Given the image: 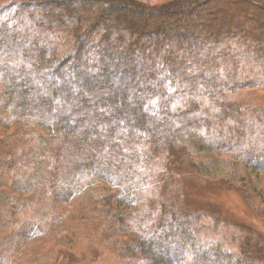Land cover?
I'll return each mask as SVG.
<instances>
[{"label":"trees","instance_id":"obj_1","mask_svg":"<svg viewBox=\"0 0 264 264\" xmlns=\"http://www.w3.org/2000/svg\"><path fill=\"white\" fill-rule=\"evenodd\" d=\"M222 1L153 7L135 0H36L0 9V176L13 191L0 190L4 264L42 230L16 225L29 196L47 212L49 196L51 203L85 191L102 197L98 182L116 190L114 200L101 204L104 217L115 221L109 226L124 222V232L142 236L132 257L136 250L153 264H185L186 255L192 264H213L218 256L260 263L251 259L248 241L205 255L222 230L217 239L199 236L194 213L166 201L162 207L151 201L147 219L142 210L125 214L155 199L156 182L177 175L173 157L200 179L239 181L250 198L252 177L263 179L264 150L252 142L257 110L238 93L264 88V23L233 14ZM231 1L264 11L263 3ZM225 150L233 162L220 158ZM49 258L44 254L40 263L53 264ZM56 260L68 256L59 252Z\"/></svg>","mask_w":264,"mask_h":264},{"label":"rangeland","instance_id":"obj_2","mask_svg":"<svg viewBox=\"0 0 264 264\" xmlns=\"http://www.w3.org/2000/svg\"><path fill=\"white\" fill-rule=\"evenodd\" d=\"M135 1L147 6L161 7L178 0ZM35 2L36 0H0V9L12 5H17L18 8L19 6H29ZM231 2V0H223L221 6L229 8L230 12L237 14L239 17L246 12L249 18L258 19L264 23V11L261 12L252 7L249 10L242 5H232ZM252 2L258 7L262 3L264 5V0H252ZM240 92L241 95L238 93V96L244 99V103L249 107L253 103L254 108L257 110L254 113L256 137L253 138L252 142L264 150V88L252 89L245 87ZM246 139L250 140L249 137ZM252 142L250 141L249 145ZM219 155L225 161L233 162L234 160V155L229 150L222 151ZM173 158L171 167L174 165L177 175L171 177L165 185H162L160 181L156 182L151 186L155 193V197L152 198L155 199L147 200L139 204L138 207L129 208L125 214L142 210L145 215L144 217L142 214V218L147 219L152 204L151 201H156L155 204L158 207H162L164 201H166L168 204L174 205V208L178 211L194 213L191 218L195 221L198 220L196 230L200 234H198L199 236H209L211 239H217L219 231L222 230V240L216 242L212 239V244H215L209 245V249L204 248L205 255L208 256L209 250L220 249L223 245L228 247L229 244H232L229 248H234L239 243L248 241L249 246L252 247L251 251L254 253L251 259L260 260L259 264H264V175H260V177H263L260 182L256 175L252 177L254 188L256 187L254 193L256 194L253 193L254 197L250 198L239 181L221 180V178L200 179L192 172L185 161H178L176 157ZM120 169L118 167L115 171L120 173ZM1 178L2 176H0V190L6 193L10 191V196H13L10 186H5V181ZM151 181L155 182L154 179ZM95 184V187L100 190L96 193L102 197H96L85 191L84 194L78 197L73 196L63 202L51 203L54 200L49 196L44 199L48 209L47 212L39 201L33 200L29 196V207L24 209L25 215L16 221V225L21 227L26 224L27 226H33L35 229L38 228V231L39 226L42 225V230L38 234L36 232V235L31 239L20 242L18 247L10 252L7 257L9 262L7 260L6 262L8 264H41L40 260L44 254L49 253V259L52 260L53 253L58 250L68 256V261H60L63 259V255L59 261L56 260L58 252L55 254L53 264H153L145 259V262L142 261L141 259L144 257L138 255L136 250L133 252V257L129 255L131 247L137 248L138 243L136 242L142 241V236L136 231L128 230L124 232L122 230L124 222L119 228L109 226L115 221L111 220V216L104 217V209L101 204L114 200L112 195H115L116 190L112 186L106 185V183L98 182ZM40 193L39 196L42 198L43 193ZM261 193H263V196L260 195ZM50 199L52 200L50 201ZM11 205L17 204L12 202L7 204V206ZM140 206H143V209ZM2 209L3 206H0V212ZM234 253H236V250H234ZM200 255V258H202L204 252ZM210 255L214 259L213 252ZM171 256L174 258L176 254H171ZM186 258L185 264H192L190 261L192 257L186 255ZM212 262L213 264H234L230 259L220 258L219 256ZM0 264H4L1 259Z\"/></svg>","mask_w":264,"mask_h":264}]
</instances>
